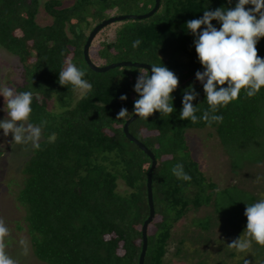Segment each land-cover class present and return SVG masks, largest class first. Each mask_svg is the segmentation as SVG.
<instances>
[{"label":"trees","instance_id":"trees-1","mask_svg":"<svg viewBox=\"0 0 264 264\" xmlns=\"http://www.w3.org/2000/svg\"><path fill=\"white\" fill-rule=\"evenodd\" d=\"M112 1L86 11L82 8L88 0H78L71 7H63L62 0H0V45L23 63L25 83L18 92L33 93L29 122L41 126V121H46L40 148H33L23 165V185L15 197L26 213L33 253L44 264L139 263L142 227L150 215L147 178L152 160L129 140L124 125L134 114L138 98L134 85L142 68L120 67L98 73L83 56L87 28L109 17L106 11L116 5ZM237 2L161 0L151 18L127 19V26L118 29L111 40L104 32L96 44L95 57L91 56L100 66L122 61L164 65L179 78V86L172 93L175 110L170 116L163 118L156 111L148 119L138 117L129 127L158 162L153 172L156 215L148 227L145 264H168L176 225L190 211L212 209L195 221L201 228L195 239L207 237L206 252L211 241L208 236L216 229L229 238L241 236L247 224L246 202L259 200L244 187L220 188L209 179L192 155L187 134L190 130H210V135H216L234 157L236 174L241 168L250 170L251 165L264 163V87L252 98L242 90L239 99L221 107L216 113L223 116L220 123L209 126L202 119L191 123L179 118L183 94L190 85L199 93L193 101L196 115L202 117L208 109L203 85L195 75L204 69L186 21L201 18L206 9L234 8ZM41 5L53 18L51 24L37 22ZM154 5L155 0H145L144 6L133 13H147ZM249 7L253 6L246 5V9ZM212 23L220 27L219 22ZM137 39L141 44L133 48ZM257 49L264 58V37ZM65 60L86 70L83 78L92 84L86 96L76 99L77 92L71 85L59 84ZM121 95L127 100H121ZM121 108L129 113L116 119ZM52 134L55 139L49 142ZM177 163L183 164L190 181L178 180L172 174ZM119 181L126 185L124 191ZM185 242L186 238L180 241L177 255L185 251ZM253 246L250 256H243L236 264H264V247L255 242ZM225 249L226 257L220 256L215 264H230V257L238 256L235 250ZM200 251L194 250L196 254Z\"/></svg>","mask_w":264,"mask_h":264},{"label":"clouds","instance_id":"clouds-1","mask_svg":"<svg viewBox=\"0 0 264 264\" xmlns=\"http://www.w3.org/2000/svg\"><path fill=\"white\" fill-rule=\"evenodd\" d=\"M246 5L253 7L246 9ZM213 20L220 23L219 28L213 25ZM186 29L195 37V50L204 69L198 70L195 75L203 85L208 109L203 112L202 117L196 115L198 109L193 101L199 93L190 85L183 94L179 118L190 120L191 123L202 119L211 126L214 122L223 121V116L216 113L221 107L239 99L242 90L247 98H252L264 87V58L258 55L257 49L260 38L264 37V0H238L234 8L206 9L201 18L186 21ZM140 44L141 41L137 39L132 47L137 48ZM150 65L147 70L142 68L138 72L134 85V91L138 93V98L134 101V114L141 119H148L159 111L164 118L175 110L172 93L179 86V78L164 65ZM85 76L86 70L65 60L59 71V84L71 85L72 91L86 96L91 92L92 84L83 78ZM0 95L4 98L2 110L6 113L0 120L3 135L12 134V144H31L34 149H39L42 126L46 121H41V126L28 123L33 111V93L17 92L12 87L0 86ZM120 99L127 100V96L121 95ZM128 113L127 108H121L116 119H122ZM54 139L55 134H52L49 142ZM171 172L178 180H191L182 163L175 164ZM246 205V228L241 236L227 244L229 249H234L237 253L249 252L253 242L264 247V198L254 203L246 202ZM10 235L9 227L0 217V264H18L7 252V238ZM18 243L21 255L28 256L29 241L21 237ZM245 264L250 262L245 261Z\"/></svg>","mask_w":264,"mask_h":264},{"label":"rangeland","instance_id":"rangeland-1","mask_svg":"<svg viewBox=\"0 0 264 264\" xmlns=\"http://www.w3.org/2000/svg\"><path fill=\"white\" fill-rule=\"evenodd\" d=\"M76 1L78 2V0H62L63 7H71ZM112 2L116 3V5L106 11V14L109 15L108 18L127 14L142 15L133 12H137V10L141 9V7L144 6L145 0H114ZM100 3L104 4L105 1L88 0L85 6L86 8H82V10L90 11L91 7L101 6ZM152 9L144 14H149ZM127 11H132V13H125ZM154 14L150 17L139 20H147L154 16ZM132 20L137 21L138 19ZM128 21L129 20L115 22L114 24L105 27L93 42L91 56L95 57L96 44L103 38H101V36H103L104 32L108 33V37L111 40L118 29L122 30L127 26ZM37 22L40 25L51 24L53 22V18L47 13L44 5H41L37 16ZM80 26L82 25H79V27ZM89 31L90 29L87 28L85 33L88 34ZM24 83L25 71L23 63L17 55L11 53L0 45V86H9L18 92L17 88L24 85ZM75 97L78 99L82 96L76 93ZM51 103L52 101H49L50 109L52 107ZM3 105L4 98L0 95V120L6 115L2 110ZM28 123L30 122L28 121ZM210 133V130L204 129L198 131L190 130L187 134L192 155L200 164V168L204 174H206L209 179L216 182L220 188L230 185H238L253 191L255 195H258L259 199L264 198V163L253 164L251 165L250 170L248 167H244L243 170L241 168L239 174H236L233 171L234 157H232L229 150L222 145L220 139L216 135H210ZM12 140V134L4 136L3 129H0V151L2 152L0 156V217L5 220L11 233L7 238L9 244L7 252L18 261V264H44L39 261L33 253L32 243L27 229L28 225L25 220V210L15 202V197L22 188L25 176L22 172L23 165L29 160L33 147L31 144H12ZM119 182L120 190L124 191L126 185L123 181ZM211 210L210 207H202L197 211L192 210L188 213L185 219L176 225V232L169 245L168 264H200L201 261H207V264H215V261L220 256L226 257L225 248L227 244L230 240L232 241L239 236L229 238L230 236L222 233L220 229H216L208 236L211 238V241L206 252L205 243L207 237L199 240L195 239V236L201 230V228H198L195 225V221L197 218L206 216ZM21 237L26 238L30 243V254L26 257L21 255V248L18 243ZM185 238L187 242H185L182 247L185 251L180 253V255H177V248L181 247L180 241ZM195 248H200V253L196 254L194 252ZM253 248L254 246L252 244L249 251H252ZM233 250L234 249H232V251ZM121 252L122 251L120 250V253ZM237 255L236 258L230 257V264H236L243 256H250V253H237Z\"/></svg>","mask_w":264,"mask_h":264},{"label":"water","instance_id":"water-1","mask_svg":"<svg viewBox=\"0 0 264 264\" xmlns=\"http://www.w3.org/2000/svg\"><path fill=\"white\" fill-rule=\"evenodd\" d=\"M101 1H107V0H101ZM161 5V0H155V5L152 11L149 14H142V15H122V16H113L111 18H108L106 20H103L99 24H97L91 33L88 36V39L84 45V57L85 61L88 64V66L95 72L98 73H105L115 68L120 67H138L143 68L147 70V67L150 68L151 65L147 63H141V62H133V61H122V62H116L112 63L106 66H99L96 63L93 62L91 56H90V48L91 45L98 35V33L104 29L105 27L114 24L115 22L127 20V19H144L147 17H150L154 13L158 11ZM138 118L137 115L133 114L125 123L124 125V132L126 136L131 140L132 142L136 143L141 150H143L152 160L151 168L148 172V178H147V191H148V203L150 207V215L145 220L143 227H142V237H143V245H142V251L139 258L138 264H145V257L148 250V227L153 221L156 211H155V203H154V193H153V172L158 164L155 154L152 152L151 149H149L143 142H141L138 138H136L129 130V127L131 123H133Z\"/></svg>","mask_w":264,"mask_h":264},{"label":"flooded vegetation","instance_id":"flooded-vegetation-1","mask_svg":"<svg viewBox=\"0 0 264 264\" xmlns=\"http://www.w3.org/2000/svg\"><path fill=\"white\" fill-rule=\"evenodd\" d=\"M97 24H99V23L94 22L93 27L90 29V31H89L88 34H87L88 36H89V34L91 33V31L93 30V28H94ZM102 30H103V29H102ZM102 30H101V31H102ZM101 31L98 33V35L96 36V38L99 36V34L101 33ZM102 37H103V36H101V38H102ZM96 38H95V39H96ZM87 39H88V37H87ZM95 39H94V41H95ZM86 41H87V40H86ZM94 41H93V42H94ZM92 44H93V43H92ZM91 46H92V45H91ZM83 51H84V48H83ZM91 58H92V57H91ZM84 59H85V57H84ZM93 62H94V61H93ZM94 63H95V62H94ZM97 65H98V64H97ZM99 66H100V65H99Z\"/></svg>","mask_w":264,"mask_h":264}]
</instances>
